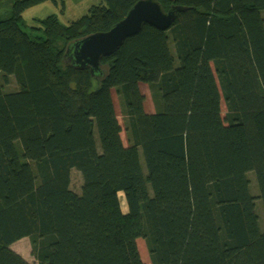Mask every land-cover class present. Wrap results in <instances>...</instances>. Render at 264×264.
<instances>
[{
	"label": "trees",
	"instance_id": "trees-1",
	"mask_svg": "<svg viewBox=\"0 0 264 264\" xmlns=\"http://www.w3.org/2000/svg\"><path fill=\"white\" fill-rule=\"evenodd\" d=\"M44 1L0 2V264H146L138 238L151 264H264L248 208L264 227V0H158L186 9L165 30L145 24L94 74L63 61L67 45L137 0L25 23ZM38 140L44 155L28 160ZM24 238L32 260L12 246Z\"/></svg>",
	"mask_w": 264,
	"mask_h": 264
},
{
	"label": "water",
	"instance_id": "water-1",
	"mask_svg": "<svg viewBox=\"0 0 264 264\" xmlns=\"http://www.w3.org/2000/svg\"><path fill=\"white\" fill-rule=\"evenodd\" d=\"M185 9L184 6L173 5L165 10L158 0H137L108 30L87 34L68 44L63 61L78 69L88 68L92 74L99 72L102 58L117 51L145 24L165 30L173 23L176 14Z\"/></svg>",
	"mask_w": 264,
	"mask_h": 264
},
{
	"label": "rangeland",
	"instance_id": "rangeland-1",
	"mask_svg": "<svg viewBox=\"0 0 264 264\" xmlns=\"http://www.w3.org/2000/svg\"><path fill=\"white\" fill-rule=\"evenodd\" d=\"M96 1L97 0H56L54 2L52 0H48V1L35 4L29 8H26L23 11L22 16L24 18V22L25 23L27 22L28 24L37 22L40 19V17H45L48 14H54L62 23H67L68 20L78 17L81 14H84L88 10L89 6ZM26 29L28 28L26 27ZM164 46L165 44L162 43L163 48ZM3 61H4V64H3L2 71L8 75H11L13 72L14 56L13 55L8 56V57L3 56ZM171 61L172 60L167 51L164 57V65H165L166 70H169L172 68ZM140 87L145 95V101H144V105L146 106L145 110L147 112L148 111L152 112L153 102L150 96L148 86L146 83H140ZM113 99H114V105H115V110H116L118 119L120 123L123 124L120 107L117 102L115 94L113 95ZM221 110L223 114L225 112L224 102H222L221 104ZM121 137L124 143H126L127 141H126V134L124 132V129L121 132ZM24 152L28 160H31V159L34 160L38 157H42L44 155V149H43L42 142L40 140L36 141L35 143L29 142L26 148L24 149ZM71 186L74 187V189H79V187L81 186V177L79 173L76 171H73L71 174ZM253 190H254V187L251 186L250 191H253ZM120 196H121V203L124 208L125 206H124L123 195L120 194ZM248 208H249L250 215L251 216L253 215V217L255 216V221H254L255 230L259 231L260 229L264 228L263 222L261 221V217L259 215L258 205H255L253 204L252 201H249ZM137 245H138V249H139V252H140V255L143 261L146 264H151L149 260V253H148L145 241L142 238H138ZM12 246L17 252L24 255L29 260H32V257L30 255V250H29V241L27 238L20 239L18 240V242L17 241L14 242Z\"/></svg>",
	"mask_w": 264,
	"mask_h": 264
},
{
	"label": "crops",
	"instance_id": "crops-1",
	"mask_svg": "<svg viewBox=\"0 0 264 264\" xmlns=\"http://www.w3.org/2000/svg\"><path fill=\"white\" fill-rule=\"evenodd\" d=\"M1 1H3V0H0V2H1ZM4 11H5V8H2V7H1V8H0V14H2V12H4ZM12 55H13V54L8 55V56H12ZM8 56L5 55L4 57H8ZM13 56H14V55H13ZM3 64H4V63H3ZM145 108H146V106H145ZM148 112H149V111H148Z\"/></svg>",
	"mask_w": 264,
	"mask_h": 264
}]
</instances>
